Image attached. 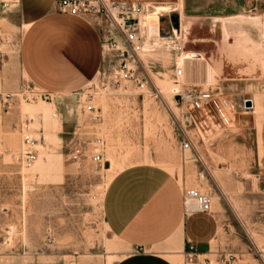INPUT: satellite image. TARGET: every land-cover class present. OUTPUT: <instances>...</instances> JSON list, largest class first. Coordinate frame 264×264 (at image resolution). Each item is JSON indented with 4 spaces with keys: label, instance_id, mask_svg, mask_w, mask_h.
<instances>
[{
    "label": "rangeland",
    "instance_id": "1",
    "mask_svg": "<svg viewBox=\"0 0 264 264\" xmlns=\"http://www.w3.org/2000/svg\"><path fill=\"white\" fill-rule=\"evenodd\" d=\"M152 1L166 11L150 20L148 52L121 57L115 47L126 45L103 18L100 74L78 94L48 101L18 65L23 29L15 9L0 10V93L14 95L9 108L0 105V264H118L130 249L106 226L103 199L110 181L136 165L163 167L211 197L220 226L213 264L225 254L234 256L230 264H264V0H204L197 15L183 0ZM176 29L178 54L159 36ZM124 60L136 65L128 82L115 74ZM174 89L211 90L230 112L222 116L212 104L193 114L194 124ZM181 127L196 136L202 163L183 157ZM26 135L38 141L30 168L17 160ZM97 137L103 161L96 165ZM77 145L85 150L79 162Z\"/></svg>",
    "mask_w": 264,
    "mask_h": 264
},
{
    "label": "crops",
    "instance_id": "2",
    "mask_svg": "<svg viewBox=\"0 0 264 264\" xmlns=\"http://www.w3.org/2000/svg\"><path fill=\"white\" fill-rule=\"evenodd\" d=\"M56 0H19L16 22L23 29L18 65L39 93L53 98L85 90L100 74L105 49L99 18L61 14ZM204 0H183L192 15ZM196 80V82H200ZM264 154V117L261 124ZM181 149V147H180ZM178 175L156 165H136L118 173L103 199L109 231L130 252L118 264H181L189 243L203 257L219 252L216 215L188 213Z\"/></svg>",
    "mask_w": 264,
    "mask_h": 264
},
{
    "label": "built area",
    "instance_id": "3",
    "mask_svg": "<svg viewBox=\"0 0 264 264\" xmlns=\"http://www.w3.org/2000/svg\"><path fill=\"white\" fill-rule=\"evenodd\" d=\"M19 0H0L1 12H7L16 9ZM163 5L160 3H154L152 0H56L55 7L61 14L78 17V18H106L116 29L117 33L123 39L126 45L125 50H120L117 46L115 49L121 53V57L125 55L138 56L148 52L151 48V41L149 40V30L146 27V17L155 12V6ZM163 16L159 17L158 23ZM171 35H159L163 39H169L172 42L169 44H163V46L171 47V51L174 54L181 53L183 51L181 35L176 37L171 31ZM132 58V57H130ZM181 62V61H180ZM180 62L175 63V85L179 87L182 79L184 78L185 71ZM136 72V65L133 61L124 60L120 63L116 77L119 81H130ZM14 95L7 93H0V105L4 108H9ZM40 98L48 101L52 98L50 94L40 93ZM173 99L181 106V108L190 116L194 124L196 121L193 117L194 113L203 112L205 109L212 106V104L219 110L222 116L223 111L230 112V105L228 101L219 94H215L211 90H173ZM228 121V120H227ZM37 140L30 136H24L22 138L21 154L17 160L24 166V168H30L34 165L38 159L37 152L35 150ZM102 144V140L97 137L95 144L91 150L90 159L93 164H101L103 161V155L99 150V145ZM180 147L181 153L184 158L187 155L194 154L197 161L202 163V158L197 150L196 136L190 131L181 127L180 129ZM85 150L82 146H74L72 159L75 162H79L85 155ZM203 176V174H201ZM183 203L184 208L188 213H212V199L209 195L202 193L198 188L190 186L183 190ZM212 257H203L199 253L196 245L189 243L183 254V264H213L212 258L219 254L217 251H213L210 255ZM219 258V259H218ZM234 260V256L231 254L216 256L215 262L217 264H230Z\"/></svg>",
    "mask_w": 264,
    "mask_h": 264
},
{
    "label": "bare ground",
    "instance_id": "4",
    "mask_svg": "<svg viewBox=\"0 0 264 264\" xmlns=\"http://www.w3.org/2000/svg\"><path fill=\"white\" fill-rule=\"evenodd\" d=\"M163 9H164V8H163ZM157 10H158V7H155V9H154L155 12L149 14V15L146 17V21H147V22H146V27L148 28V30H149L150 20H151L152 18L158 17V16L160 15V14H158L159 12H158ZM165 10H166V9H165ZM173 11L177 12L178 9H175V10H173ZM163 13H165V12H163ZM166 13H167V12H166ZM173 34H174L176 37H179V35L182 36V34L180 33V29L173 30ZM182 38H183V36H182ZM164 40H168V41H169V39H164ZM167 43L169 44L170 42H167ZM167 43H166V44H167ZM152 48H153V47H152ZM180 64H181V66L183 67L182 60H181ZM183 68H184V67H183ZM200 177H201L202 179H204V176L200 175Z\"/></svg>",
    "mask_w": 264,
    "mask_h": 264
},
{
    "label": "water",
    "instance_id": "5",
    "mask_svg": "<svg viewBox=\"0 0 264 264\" xmlns=\"http://www.w3.org/2000/svg\"><path fill=\"white\" fill-rule=\"evenodd\" d=\"M245 108L252 110V108H253V102L252 101H246L245 102Z\"/></svg>",
    "mask_w": 264,
    "mask_h": 264
},
{
    "label": "flooded vegetation",
    "instance_id": "6",
    "mask_svg": "<svg viewBox=\"0 0 264 264\" xmlns=\"http://www.w3.org/2000/svg\"><path fill=\"white\" fill-rule=\"evenodd\" d=\"M158 10H160V11H166L165 9H163V8H158Z\"/></svg>",
    "mask_w": 264,
    "mask_h": 264
}]
</instances>
